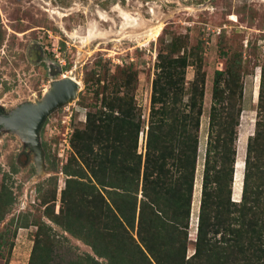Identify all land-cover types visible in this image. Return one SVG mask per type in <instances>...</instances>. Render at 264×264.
<instances>
[{"label":"rangeland","instance_id":"rangeland-1","mask_svg":"<svg viewBox=\"0 0 264 264\" xmlns=\"http://www.w3.org/2000/svg\"><path fill=\"white\" fill-rule=\"evenodd\" d=\"M174 39H180L186 46L174 56L186 51L190 58L182 102L190 100L198 60L205 79L188 231L190 256L197 239L209 114L218 70L222 71L219 88H225L230 72L234 79L239 77L228 93H232L233 103L242 108L231 194L234 201L242 199L247 144L256 121L264 119V110L261 112L258 107L259 103L264 104V93L260 101L261 75H264V0H0V106L8 112L16 111L26 103L41 100L52 82L65 74L80 81L75 97L54 110L40 130L45 150L42 168L38 167L35 151L17 133L0 130V187L5 183L14 196L0 223V233L14 230L19 222L27 224L18 227L16 236H8L7 241L14 242L13 245L0 247V264H28L40 224L48 226L51 245L56 239L63 241L59 252L72 255L69 257L89 253L109 264L106 257L98 256L80 237L85 230L76 217L77 196L69 205L70 214L66 217L67 211L62 212V192L68 178L93 181L91 170L72 145L71 137L76 128L86 131L89 127L88 115L101 107L99 91L105 84V95L118 91L134 97L143 121L138 152L145 157L153 82L158 73L157 56L162 51L169 54L168 44ZM57 65L62 72L51 70ZM130 71H135L130 86L122 84L118 88L117 81L125 84ZM238 161L242 167L236 166ZM263 161L260 158L259 167L254 170L255 183L264 181ZM67 168L79 169L85 175H68ZM155 177L147 180L148 186L151 187ZM145 182L142 172L140 187ZM221 183L212 185V193L228 201L229 185ZM77 188L70 191L74 194ZM142 198L140 189L139 203ZM47 208L51 209L50 214ZM134 236L138 237L136 232Z\"/></svg>","mask_w":264,"mask_h":264},{"label":"trees","instance_id":"trees-1","mask_svg":"<svg viewBox=\"0 0 264 264\" xmlns=\"http://www.w3.org/2000/svg\"><path fill=\"white\" fill-rule=\"evenodd\" d=\"M168 47L169 54L162 51L157 56L158 73L153 82L145 157L138 152L143 121L134 97L118 91L105 95L102 84V90H97L102 92L101 107L89 113L87 130L76 128L71 137L72 145L89 166L93 181L86 183L69 177L62 192V212L67 211L66 217L70 214L69 205L77 196L76 217L85 230L80 237L98 256L106 257L109 264H264V204H260L264 202V181L254 180V170L259 167L260 158H264V119L256 121L254 134L249 137L242 199L234 201L232 182L238 154L235 141L242 108L233 103V95L228 91L239 77L234 79L230 72L225 88H219L222 75L219 70L209 114L197 239L195 251L188 256L205 79L198 60L190 100L182 102L189 54L184 51L174 56L186 49L180 39L171 40ZM134 74L135 71L129 72V82L125 84L116 79L118 88L122 84L129 87ZM261 77L260 101L264 93L263 73ZM98 79L101 81V77ZM258 107L261 112L264 110V104L259 103ZM142 172L146 182L140 187ZM67 174L85 175L79 169L69 168ZM153 176L156 180H152L150 187L147 180ZM214 183L229 185L228 201L213 195ZM73 187H78L74 194L70 191ZM140 189L144 198L139 203ZM13 201L12 190L2 182L0 223ZM49 210L46 209L48 214ZM19 223L14 230L0 233V247L13 245L14 242L7 241L8 236H16L18 227L27 226ZM69 225L72 229L71 222ZM48 230V226L39 225L28 264H105L89 253L69 257L72 255L59 252L64 243L56 239L51 245ZM218 233L222 237L217 238Z\"/></svg>","mask_w":264,"mask_h":264},{"label":"water","instance_id":"water-1","mask_svg":"<svg viewBox=\"0 0 264 264\" xmlns=\"http://www.w3.org/2000/svg\"><path fill=\"white\" fill-rule=\"evenodd\" d=\"M59 72H62V68ZM79 87L80 83L73 76L53 81L41 100L26 103L12 116L4 118L8 128L17 133L35 151L39 168H42L45 158V150L40 141V130L54 110L75 97Z\"/></svg>","mask_w":264,"mask_h":264},{"label":"flooded vegetation","instance_id":"flooded-vegetation-1","mask_svg":"<svg viewBox=\"0 0 264 264\" xmlns=\"http://www.w3.org/2000/svg\"><path fill=\"white\" fill-rule=\"evenodd\" d=\"M54 70V71H58L59 72V70L61 69V67L60 66H53L52 68H51V70ZM15 113V110L13 111H6L4 108H3V106H0V121H2L1 123H0V130H7V131H9L10 129L8 128V125H7V122L4 120V118L6 117H10V116H12L13 114ZM29 146V145H28ZM30 147V146H29Z\"/></svg>","mask_w":264,"mask_h":264},{"label":"bare ground","instance_id":"bare-ground-1","mask_svg":"<svg viewBox=\"0 0 264 264\" xmlns=\"http://www.w3.org/2000/svg\"><path fill=\"white\" fill-rule=\"evenodd\" d=\"M104 13V12H103ZM136 20V19H135ZM143 20V19H142ZM146 20V19H145ZM141 21V20H140ZM154 28L157 30V26H154ZM155 29H153V31L155 30ZM65 77H67V75L65 74L64 75ZM71 76V75H70ZM78 83H80V81L78 80ZM236 166L237 167H242V163H241V161H238L237 163H236Z\"/></svg>","mask_w":264,"mask_h":264},{"label":"clouds","instance_id":"clouds-1","mask_svg":"<svg viewBox=\"0 0 264 264\" xmlns=\"http://www.w3.org/2000/svg\"><path fill=\"white\" fill-rule=\"evenodd\" d=\"M63 77H65V76H63Z\"/></svg>","mask_w":264,"mask_h":264}]
</instances>
